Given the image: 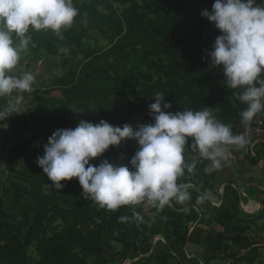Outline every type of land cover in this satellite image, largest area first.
Returning a JSON list of instances; mask_svg holds the SVG:
<instances>
[{
  "label": "trees",
  "instance_id": "obj_1",
  "mask_svg": "<svg viewBox=\"0 0 264 264\" xmlns=\"http://www.w3.org/2000/svg\"><path fill=\"white\" fill-rule=\"evenodd\" d=\"M72 3L78 14L60 34H27L20 61L35 76L33 90L22 94L23 113L0 121V264H264V133L251 150L227 146L232 157L211 173L204 171L210 162L186 147L185 162L196 161V168L177 183L189 186L190 197L162 209L147 200L100 208L85 199L77 179L61 181V191L52 187L36 160L57 129L101 119L135 129L152 122L157 92L171 112L214 109L233 134H243L240 112L247 108L237 98L242 89L228 88L222 70L209 66L207 52L221 33L201 12L214 0ZM45 55L57 59L59 72L43 78L30 68ZM15 98H0V108ZM259 115L264 131V111ZM137 148L128 139L90 163L132 170ZM227 164H261L263 177L239 185L232 174L221 178ZM250 200L259 204L255 212L242 208Z\"/></svg>",
  "mask_w": 264,
  "mask_h": 264
},
{
  "label": "clouds",
  "instance_id": "obj_2",
  "mask_svg": "<svg viewBox=\"0 0 264 264\" xmlns=\"http://www.w3.org/2000/svg\"><path fill=\"white\" fill-rule=\"evenodd\" d=\"M77 14L72 0H0V98L16 94L0 108V121L23 113L22 94L33 90V73L12 74L21 53L28 50L29 31L60 34L61 29L73 24ZM201 16L221 33L207 52L210 69L222 70L228 88L242 89L237 98L247 105L240 112L241 124L247 126L264 111V6L256 0H214L211 11L205 9ZM14 37L18 43H14ZM152 98V122L135 129L128 124L113 126L101 119L98 123L80 120L74 128L54 131L44 145L43 156L36 160L52 187L61 191L65 186L61 181L77 179L85 199L100 208L117 210L147 200L162 209L173 199L183 203L190 197L189 186L177 183L185 170L192 173L196 168V161L185 162L186 147L210 162L204 171L211 173L227 159V146L243 147L248 142L243 134H233L230 126L219 121L212 108L171 112L168 109L172 104L165 101L162 92ZM128 139L138 145L130 160L132 170L108 160L98 166L90 163L110 146ZM207 198L205 194L200 200Z\"/></svg>",
  "mask_w": 264,
  "mask_h": 264
},
{
  "label": "rangeland",
  "instance_id": "obj_3",
  "mask_svg": "<svg viewBox=\"0 0 264 264\" xmlns=\"http://www.w3.org/2000/svg\"><path fill=\"white\" fill-rule=\"evenodd\" d=\"M56 60L57 59L55 57H50V56L45 55V56H43V58L38 63L33 65L30 69H34L35 73H38L43 78L49 77V75L51 73L59 72L57 69H55L54 66H52L53 62H55ZM24 72H25V66L21 61H19L17 66L13 69L12 74L20 76ZM241 158H242V156H240L239 160ZM227 165L228 166H226V168L223 169V171H222V177L221 178H224V177L226 178L232 174L233 176H235V178L238 177L239 180H237V183L239 185H241L240 182L248 176H253L255 184H257L256 182L261 180L263 177L261 164L255 166V167H251V168H248V166L241 167L240 164H237V166L235 165L236 167H234L235 169L230 167L229 164H227ZM251 201L252 200H250L249 203ZM216 204H218V203H216ZM251 204H252L251 208L248 207L249 204H246V205L242 204L243 210L246 212H255L259 208L258 203H255L252 201Z\"/></svg>",
  "mask_w": 264,
  "mask_h": 264
},
{
  "label": "built area",
  "instance_id": "obj_4",
  "mask_svg": "<svg viewBox=\"0 0 264 264\" xmlns=\"http://www.w3.org/2000/svg\"><path fill=\"white\" fill-rule=\"evenodd\" d=\"M262 117L257 113L252 121L247 125L243 126V135L248 141L244 146V150H251L253 145L262 139V134L264 133L262 128ZM231 153H228L227 158H231ZM249 204V203H248Z\"/></svg>",
  "mask_w": 264,
  "mask_h": 264
},
{
  "label": "bare ground",
  "instance_id": "obj_5",
  "mask_svg": "<svg viewBox=\"0 0 264 264\" xmlns=\"http://www.w3.org/2000/svg\"><path fill=\"white\" fill-rule=\"evenodd\" d=\"M251 206H252V204H249V205H248V207H250V208H251Z\"/></svg>",
  "mask_w": 264,
  "mask_h": 264
},
{
  "label": "crops",
  "instance_id": "obj_6",
  "mask_svg": "<svg viewBox=\"0 0 264 264\" xmlns=\"http://www.w3.org/2000/svg\"><path fill=\"white\" fill-rule=\"evenodd\" d=\"M252 201L255 202L254 200H252ZM252 201H251V202H252ZM251 202H250L249 204H251ZM255 203H256V202H255Z\"/></svg>",
  "mask_w": 264,
  "mask_h": 264
}]
</instances>
